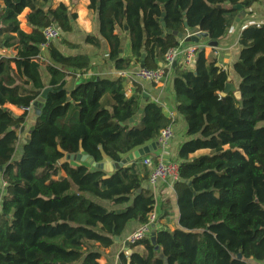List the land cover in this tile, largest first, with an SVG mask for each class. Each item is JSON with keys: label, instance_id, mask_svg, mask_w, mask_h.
Listing matches in <instances>:
<instances>
[{"label": "trees", "instance_id": "trees-1", "mask_svg": "<svg viewBox=\"0 0 264 264\" xmlns=\"http://www.w3.org/2000/svg\"><path fill=\"white\" fill-rule=\"evenodd\" d=\"M49 2L0 0V34L6 35L0 41L17 51L14 57H0V174L5 183L0 264H101L100 250L120 240L128 224L149 222L157 203L146 188L151 169L143 157L110 173L67 156L84 153L97 163L120 162L156 141L174 120L159 103H144L140 83L126 96L124 78L88 77L90 56L61 49L80 47L67 39L77 14L65 3L52 2L46 12ZM89 2L98 13L110 60L125 70L143 59L148 68L163 64L165 53L184 43L167 30L185 36L199 30L208 33L210 42H219L257 0ZM26 9L30 32L18 19ZM52 24L62 35L44 56L43 29ZM120 31L129 34L127 58L121 57ZM238 42L234 69L241 99L234 92L222 96L230 74L213 47H200L191 69L172 67L176 109L187 123V140L176 155L179 224L173 230L152 229L156 244L151 233L129 244V254L120 255L122 264H264V24L245 26ZM85 43L100 47L96 36L87 35ZM71 78L77 82L67 92ZM49 86L53 91L21 143L27 108ZM8 104L23 114L16 115ZM164 213L167 218V208Z\"/></svg>", "mask_w": 264, "mask_h": 264}, {"label": "crops", "instance_id": "crops-1", "mask_svg": "<svg viewBox=\"0 0 264 264\" xmlns=\"http://www.w3.org/2000/svg\"><path fill=\"white\" fill-rule=\"evenodd\" d=\"M53 5H59L60 3H65L72 14H77V19L74 23V30L72 33L67 35V39L73 45H79L80 47L77 49L69 48V47H61L64 53L66 54H76V53H85L88 54L91 58V70L88 73V77L94 76L99 79H112L115 80L119 76V72L116 68V64L114 61L109 58V48L106 40H104L100 35V24H99V16L98 13L91 11L88 8L89 0H52ZM3 4L0 7V21H1V13H2ZM30 9H26L21 16L18 17L19 21L21 20V27L26 31L30 32L31 30L27 26V15L29 14ZM246 16L240 22H234L232 28L228 32L226 36H224L219 42L217 47H213L217 49L218 59L229 74L232 82L235 87L238 88L240 83V77L236 73L234 69V65L239 59L241 47L239 45V36L242 29L247 25H262L264 24V0H257L256 3L252 5V7L248 10H245ZM3 24L0 22V30L3 28ZM200 32L199 30H194L188 32L187 35L196 34ZM87 35L96 36L100 40V47H94L91 45H87L85 43V39ZM120 35L122 37V58H127L130 56V39L129 34L127 32L120 31ZM5 33L0 34V39L2 41H6ZM185 44L191 45H199L201 47L210 46V41L208 37L202 38L199 43L195 42H185ZM207 49V53L210 52V49ZM16 49L12 47H8L4 45V42L0 41V57H14L16 55ZM47 55V50L44 49V56ZM44 60V59H43ZM144 60V59H143ZM142 62V61H141ZM141 62L129 69H135L141 66ZM15 67V64H12ZM126 70V69H125ZM174 73L172 71L169 80L163 84H141L144 89L145 100L147 101H155L159 103L164 110L165 115L168 118L174 120L173 129L175 132V136L172 142L168 147L163 148L160 144L157 145V148L152 152L151 155L159 156L161 154H165L166 159H170L176 161V155L180 145L187 140L185 137V132L187 128L186 120L183 116L178 114L176 109L175 96L172 85V77ZM125 87L127 89L135 90V83L126 81ZM8 108L12 110L16 115L23 114L24 110L17 108L13 105L8 104ZM34 115H36L35 109L32 106L29 109L28 117L26 120L29 122L24 128L27 132L26 137H21V143L25 142L29 138V128L33 126L35 123ZM154 142H157L154 141ZM150 144V143H148ZM147 144V145H148ZM20 144V148H21ZM19 150V149H18ZM21 152H18L17 156H20ZM5 183L3 182L2 175L0 174V202L2 197V192L4 191ZM146 188L150 189L154 194L157 203L154 212L157 215L158 222L156 223V228L161 229L164 226H167L169 229H174L179 224V212L177 208V196L174 189V186H171L165 182L158 184L156 187L150 186L148 181L146 183ZM164 208L168 209L169 216L167 218H163L164 216ZM139 223L133 222L127 225L124 230L123 236L120 240H117L114 245L110 248H103L100 250V263L101 264H122L120 261V255L125 253L128 255V247L126 246L128 236L138 227Z\"/></svg>", "mask_w": 264, "mask_h": 264}, {"label": "built area", "instance_id": "built-area-1", "mask_svg": "<svg viewBox=\"0 0 264 264\" xmlns=\"http://www.w3.org/2000/svg\"><path fill=\"white\" fill-rule=\"evenodd\" d=\"M45 43L43 49L61 38L62 32L55 27V24L47 26L43 29ZM201 46L191 44H180L177 47L170 48L164 56V62L156 68L138 67L135 69H126L119 72V76L126 81L137 82L140 84H163L169 80L172 73L174 63L181 65L185 69L194 67L196 54ZM206 47V46H204ZM212 47V46H211ZM214 53L218 56L219 52L215 49ZM142 86V85H141ZM134 93L132 89L125 87L126 96H131ZM30 108H27L29 111ZM175 136L173 125H169L160 131L157 142L166 148L172 142ZM152 153L143 157V165L151 169L148 183L150 186L156 187L160 183H167L171 186L180 181L179 163L165 158V154L153 156ZM157 215L152 212L149 216V222L140 225L127 238L129 244H137L147 238L152 230V224L156 223Z\"/></svg>", "mask_w": 264, "mask_h": 264}, {"label": "water", "instance_id": "water-1", "mask_svg": "<svg viewBox=\"0 0 264 264\" xmlns=\"http://www.w3.org/2000/svg\"><path fill=\"white\" fill-rule=\"evenodd\" d=\"M51 2H52V0H50L49 4L45 7V11L46 12L49 11V7H50ZM236 8L240 9V6H236ZM245 16H246V12L244 10L241 11L240 15L236 18V22H240L243 19V17H245ZM161 21H162L163 26L165 27V23L163 21V18L161 19ZM185 26L188 27L187 22H185ZM55 27L59 29L58 25H55ZM125 28L127 29V26H125ZM166 34H174L178 38L184 39L185 42H190V43H192V42L199 43V41L202 38L208 37V33L202 32V31H200V32H198L196 34H191V35H186L185 36L182 33L172 32L170 30H167ZM210 46L217 47L218 46V42H210ZM121 51H123V50L121 49ZM176 64L177 63H174V66H176ZM140 67H145L144 60H142ZM76 82H77V80L75 78H71L70 81L68 82V84L65 86L66 91L67 92L72 91L75 88ZM51 91H53V88L51 86L46 87L43 90L41 96L34 102L33 107L35 109V112H36L37 116L41 115L42 108L44 106L46 98H47L48 94ZM230 92H234L235 96L238 99H241V97H242L241 92H240V90H238L235 87V85L232 82L231 78L228 79V82L226 83L225 90L222 93V96H226ZM69 100H70V98H69ZM24 129H25L24 126H22L21 131L23 132ZM31 129H33V127H31ZM158 144H159L158 142H151L148 145H145V146H143L141 148H138V149L134 150L133 152L129 153L128 155H126L124 158H122V160L120 162L104 161V162H101V163H97V162H95V160L90 155L84 154V153L68 155L67 156V160L73 161V162H77V163H87L88 165H90V166H92L94 168L102 169L104 171H107V172L111 173V172H113L115 170L121 169L122 167H124V166L128 165L129 163L133 162L134 160H137V159H139L141 157H145L146 155L152 153L157 148ZM19 151L22 153V148H19ZM2 170H3V167L0 166V173L2 172ZM140 192H141V190H140ZM0 195H1V189H0ZM0 204H1V202H0ZM155 228H156V223H153L152 224V229H155ZM151 240H152V242L154 244H156L155 231L151 232ZM126 246L129 247V243L128 242L126 243ZM157 249H159V247H157ZM238 258H242V254H238Z\"/></svg>", "mask_w": 264, "mask_h": 264}, {"label": "rangeland", "instance_id": "rangeland-1", "mask_svg": "<svg viewBox=\"0 0 264 264\" xmlns=\"http://www.w3.org/2000/svg\"><path fill=\"white\" fill-rule=\"evenodd\" d=\"M28 123H29V122L26 120L25 123H24V125L26 126ZM26 134H27V132H24V133L22 134V136L26 137Z\"/></svg>", "mask_w": 264, "mask_h": 264}]
</instances>
